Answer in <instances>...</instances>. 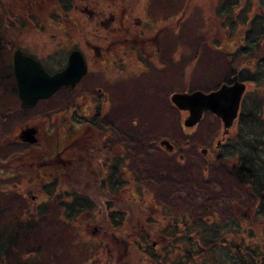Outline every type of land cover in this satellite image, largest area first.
I'll return each mask as SVG.
<instances>
[{"label": "rangeland", "instance_id": "1", "mask_svg": "<svg viewBox=\"0 0 264 264\" xmlns=\"http://www.w3.org/2000/svg\"><path fill=\"white\" fill-rule=\"evenodd\" d=\"M79 1V9L75 8L69 15L60 13L58 21L51 18L53 12L51 9L54 6L47 0L39 6L27 3L29 5L27 11L30 14L24 19L30 22L31 27L24 31L23 18L20 15L21 18L17 17L15 20L7 16L16 14L17 1L12 2L11 6L0 0V17L5 18L7 26L12 22L15 25L13 30L7 31L5 37L12 42L14 49L6 51L0 59V63L6 68L9 54L13 55L19 47L24 54L35 57L45 68H54L53 70L61 69L65 65L72 50L80 49L87 56L91 67L90 75L83 80L79 88L71 91L63 89L49 100L40 102L35 109L26 114L17 112L15 105L12 110H8L7 113L11 116L0 128V159L10 153L26 149L27 144L19 136L21 131L28 127L38 129L39 150L40 146L48 144L51 139L58 141L59 139L55 138L58 131L61 138L59 143L62 147L72 143L71 141L77 143L81 155L91 160L93 172L104 173L99 176L100 181L106 178L110 163L112 165L117 163L119 167L116 183L122 188L117 195L118 199L109 195L114 194L111 184L108 183V186L105 184L104 187L101 183L96 185L95 178L81 183L82 193L106 195L109 192L107 194L111 197L109 200L122 203V209L130 211L140 208L145 212L146 218H152L153 223H159L161 220L160 233L165 230L169 233L177 231L176 227L169 226L167 220L169 217L179 216L183 211L182 208L180 209L182 202L178 203L174 200L177 198L178 190L186 194L183 206L187 207L188 211H185L188 217L192 215L191 218L196 219L206 214L205 208L199 203V199L206 197L211 199L214 211L211 218L219 216L222 221L233 218V214L239 209L236 206L247 204L248 198L225 171L229 165L212 164V161L204 158L201 151L207 145L212 147L215 142L221 140L222 124L212 115L206 114L196 127L186 128L183 123L188 113L177 110L170 97L176 92L193 90L209 93L217 90V85L218 89L224 85L219 84L227 78V73L230 71L228 54H237L238 47L243 42L241 38L244 34L243 30L237 31L240 25L238 28L230 25L227 8L225 4H221V0H101V2L96 0L95 2L98 1L100 4H96L97 8L92 9L84 4L83 0ZM256 1L247 0L242 3L248 4L249 10L250 5ZM240 8L234 9L237 18L231 21L247 18L246 13L241 18ZM93 10L97 14H94L95 18H90L88 13ZM33 11L37 16H31ZM100 12L101 15L98 14ZM112 16L116 18L110 25L112 27L103 28L101 23L109 21ZM44 19L46 20L42 22ZM89 44L104 48L115 46L116 49L112 52L116 56L113 55V58L115 57L113 60L117 62L114 69L109 67L110 60L105 59V54L103 57H98L89 52ZM126 52L129 53L125 54ZM144 54L154 57L156 69H159L156 73L155 71L148 73L144 65L140 66L142 57L145 58ZM99 88L110 94L111 100L107 103L109 107L105 106L104 98L100 102L96 101L95 96ZM254 89L252 83L246 82L247 93L254 92ZM65 104L73 106L76 104L79 108L75 106L77 109L73 110L74 107L66 116L62 113L65 117L54 115L55 125H58L59 129L57 131L53 129L50 133L48 116L62 112ZM94 104L104 107L102 114L106 123L100 130L93 124L89 130L79 122V120L86 122L87 118L93 119L91 115L95 110ZM122 106L128 111L124 118L116 115ZM84 114L87 118L83 119L80 115ZM145 130L152 133L149 155L138 158L135 152L141 148L134 145L139 142H132L130 135L133 133L135 136L147 138ZM106 131H111L110 139L104 136L101 142L103 145L97 143L98 135H104ZM3 137L7 139L3 141ZM9 139L16 142V145H10ZM164 139L176 146L175 154L168 155L160 148L159 143ZM4 143L8 144L7 149L2 146L5 145ZM119 150L122 157L116 156ZM104 161L108 165L102 164ZM153 161L157 166L152 163ZM99 164L103 168H99ZM149 164L151 166H148ZM151 167L153 172H150ZM79 172L81 173L82 170ZM93 172L85 167L84 173L88 177L93 176ZM4 176H7V173L0 172V185L5 188V192L14 191L11 194L14 199L10 203V212L22 208L35 194L27 193L28 189L35 190L39 185L43 186L47 182V180L41 181L36 172H25L24 176L18 175L15 178ZM64 176H69V173ZM73 177L75 178L74 175ZM135 178L145 184V190L141 192L135 190L133 182ZM164 185L170 188L169 197L161 194ZM38 191L39 189L35 190ZM79 206L81 208H74L78 212L81 211L75 224L79 226L81 238H84L83 242L88 248L90 247L89 252H95L98 242L102 245L106 242L104 246L113 250L119 264H153L144 252L148 247L157 248V231L144 235L141 231L142 225L131 226L127 223L124 228L130 231L135 239H129V235H125L124 239L119 240V245L111 239L109 226L103 228L106 224L103 218L97 222L99 209L95 208V211L88 216L89 207L85 208L81 204ZM103 209L106 207H102L101 211ZM262 221L261 224L264 223L263 219ZM257 229L258 234L263 231L262 226ZM53 230H55L53 222L44 223L41 232L55 235ZM142 236L144 240L140 239ZM68 242L70 241L66 240V247L62 242L64 251L66 248L68 250ZM106 252L110 253L109 250ZM71 259H61L59 264H69ZM47 261L45 259L40 264Z\"/></svg>", "mask_w": 264, "mask_h": 264}, {"label": "trees", "instance_id": "2", "mask_svg": "<svg viewBox=\"0 0 264 264\" xmlns=\"http://www.w3.org/2000/svg\"><path fill=\"white\" fill-rule=\"evenodd\" d=\"M4 1L11 6L12 2L17 1L18 10H16V14L7 16L14 20L17 17H22L24 31L31 27L30 22L24 19L26 15L30 14L27 11L29 9L27 3L34 4V6L44 3V0ZM47 1L54 6L51 9L53 11L51 18L56 21L59 20L60 13L69 15L75 8L79 9L80 3L79 0ZM83 1L91 8L99 5L98 1L101 2V0L97 2H95L96 0ZM242 1L247 0H221V4H225L227 8L230 25L237 28L240 25L237 31L241 29L244 34L241 37L243 42L238 47L239 52L228 54L227 61L230 71L227 73V78L219 85L231 83L233 77L237 75L241 82H250L255 87L254 92H246L243 97L240 114L236 121L237 128L228 141L225 160L228 161L227 165H229L228 174L238 189L241 188L248 198L247 204L236 206L239 209L233 214V218L230 217L222 221L219 216L211 218L214 213L211 199L204 197L199 199V203L205 208L206 214L193 219L191 218L192 215L187 216V207L183 206L186 194L184 195V191L178 190L177 198L174 200L178 203L182 202L180 209L182 208L183 211L179 216L169 217L167 220L170 223L169 226L176 227L177 231L169 233L162 230L163 233H160L161 220L159 223H153L152 218H146L145 212L140 208L128 211V209L121 208L122 203L120 204L119 201L109 200L111 195L112 198L118 199L119 196L117 195L122 188L116 183L119 170L117 163L109 164L106 179L100 181L99 176L104 173L93 172L91 160L82 156L77 143L71 141L72 143L68 148V151L71 152V158L80 157V160L79 163L67 162V165L64 166L62 159L64 147L60 144L61 138L57 131L59 127L55 125L56 119H53V116L61 117L63 116L62 113H65V116L67 113H71L76 104L75 106L67 104L66 107L62 108V112L48 116L50 133L55 129L57 131L55 138L59 139L58 141L51 139L48 141L49 145L43 144L40 146V150L37 147L38 144H27L24 151L10 153L0 159V172L7 173L5 178L24 176L25 172H36L41 181L47 180L46 184L39 185L35 189H39L38 192H35L34 189H28L27 193L35 194L22 208L14 212H10V203L14 199L11 194L14 191L5 192V188L0 185V264H40L45 259L48 261L44 264H59L61 259L65 258H72L69 264H119L113 250L104 246L106 242L103 245L98 242V247L95 246V252H89L90 247L88 248V245L83 242L84 238H81L79 226L75 224L81 211L78 212L74 208H81L79 204L85 208L86 206L89 207L91 212L95 211V208L99 209V213L96 212L98 215L97 222L103 218L104 223H106L103 228L109 226L110 237L116 244H119V240L124 239L125 235H129V239L134 238L132 237L133 234L124 228L127 223L131 226L142 225L141 231L144 232V235H150L157 231V248L148 247L144 252L153 264H264V223L261 224L262 219L264 220V3H262L264 0L262 2L257 0L253 5H250L249 10V5L243 4ZM238 7H241V18L245 13L248 14L247 18L231 21V19L237 18L234 9ZM34 12L31 14L33 17L37 16ZM45 20L41 21L44 22ZM14 27L13 22L7 26L5 18L0 17V59L3 58L6 51L14 49L12 42L5 39L7 31L13 30ZM45 69L50 74L60 70L47 67ZM65 90L71 91V88H65ZM248 98L251 99L247 100ZM13 106L16 107L17 112L23 114L33 110H24L20 106L18 86L13 70V55L9 54L7 68L3 63H0V128L11 116L7 112L12 110ZM76 109L75 107L73 110ZM127 113L126 107L122 106L116 115L124 118ZM161 118L162 116H160ZM216 119L219 121L218 118ZM144 132L147 138L135 136L133 133L130 135L132 142H139V144L134 145L141 148L135 152L138 158H145L149 155L148 149H150L149 142L152 133L148 130ZM6 139L4 138L3 141ZM99 141L100 139H98ZM56 142L58 143L54 144ZM4 144L2 146L7 149L6 145L8 144ZM9 144L16 145V142L9 139ZM117 152L121 155L117 153L116 156L122 157L120 150ZM152 163L157 166L156 162L153 161ZM81 166L87 167L93 172V176L88 177L83 170L80 173L79 168ZM99 168H103V166L99 164ZM153 171L151 167L150 172ZM66 173H69V176L65 177L64 174ZM77 174L82 175L78 176ZM108 176L109 178H107ZM94 178L97 182L96 185L101 183L104 187L105 184L106 186L108 183L111 184L114 194H109L107 191L106 195H95L92 192L82 193L81 183ZM133 182L135 190L140 192L145 190V184L142 181L135 178ZM161 190L163 196L169 197L171 195L167 185H164ZM102 207H106L102 210L103 214ZM52 222L55 224V230H53L55 235L42 233V225ZM261 226L263 231L258 234L257 228ZM191 234L193 235L190 236ZM140 239L144 240L143 236ZM66 240L70 242L67 244L68 250L66 248L64 251L62 242L66 247ZM136 242L140 245L138 241ZM107 250L110 251L109 254L106 252Z\"/></svg>", "mask_w": 264, "mask_h": 264}, {"label": "water", "instance_id": "3", "mask_svg": "<svg viewBox=\"0 0 264 264\" xmlns=\"http://www.w3.org/2000/svg\"><path fill=\"white\" fill-rule=\"evenodd\" d=\"M13 70L20 106L24 110H31L39 102L52 98L63 87L70 86L75 89L87 74L88 66L81 51L73 50L66 68L50 74L39 60L25 55L18 48L13 54ZM245 92L246 84L235 75L230 85L224 84L209 93L200 90L176 92L172 95L171 102L177 110L188 113L184 121L185 127H196L208 113L217 117L227 132L235 125ZM37 135L36 127H28L19 137L23 142L35 145L39 142ZM160 145L166 150L173 149V144L166 139L162 140Z\"/></svg>", "mask_w": 264, "mask_h": 264}, {"label": "flooded vegetation", "instance_id": "4", "mask_svg": "<svg viewBox=\"0 0 264 264\" xmlns=\"http://www.w3.org/2000/svg\"><path fill=\"white\" fill-rule=\"evenodd\" d=\"M110 6V5H109ZM94 8H97V6L96 7H94ZM92 9V8H91ZM88 10V9H87ZM102 12V11H101ZM98 13V14H102V13ZM94 14H97L94 10L93 11H91V13L89 14L88 13V15H89V17L90 18H95V15ZM115 20H116V18L115 17H111L110 19H109V21H107V22H102L101 23V25H102V27L104 28H107V26H110L111 24H113L114 22H115ZM110 27H112V26H110ZM127 40H129V39H127ZM113 47V46H112ZM112 47H100V46H96V45H93V44H89V52H91V53H93V54H95L96 56H98V57H103V55L105 54V59L108 61V60H110V65H109V67H112L111 69H114V66H116V63H115V54H113L112 52H114L115 51V49H116V47L114 46L113 48ZM80 50V49H79ZM81 51V53L83 54V56H84V58H85V60H86V64H87V66H88V72H87V74L83 77V79L80 81V83L76 86V88L75 89H77V88H79L81 85H82V83H83V80L85 79V78H87L89 75H90V73H91V67H90V64H89V60H88V58H87V56L84 54V52L82 51V50H80ZM147 52V51H146ZM98 53H99V55H98ZM129 52H126L125 54H128ZM107 54V55H106ZM70 55V54H69ZM113 55L115 56L114 58H113ZM144 56H145V58H143L142 57V62H141V64H140V66H142V65H144L145 66V68H146V71L148 72V73H151V72H154L155 71V73L159 70V69H156L157 67H156V62L155 61H153V58L154 57H152V55L151 56H147L146 54H144ZM149 57H152L151 59L149 58ZM68 59H69V56H68V58H67V61H66V63H65V65L60 69V70H58V71H61V70H64L65 68H66V66H67V64H68ZM114 59V60H113ZM140 59H141V56H140ZM149 59V60H148ZM155 62V63H154ZM125 64V63H124ZM57 71V72H58ZM146 71H144L143 73L145 74L146 73ZM54 73H56V72H54ZM54 73H52V74H54ZM141 74V73H140ZM232 83V82H231ZM231 83H228L229 85L231 84ZM112 85V88H113V84H111ZM70 86H66V87H63L64 89L65 88H69ZM114 87H115V84H114ZM62 88V89H63ZM71 88V87H70ZM218 89V88H217ZM71 90H74V89H72L71 88ZM107 90H109V89H107ZM216 90V89H215ZM173 95V94H172ZM172 95H171V97H172ZM85 97H87V96H85ZM170 97V98H171ZM95 98H96V101L97 102H100L103 98V101H105V103H106V107H109V105H107V103H109L110 102V100H111V96H110V94L106 91V90H104V89H102V88H99L98 89V93L96 94V96H95ZM170 101H171V99H170ZM98 104V103H97ZM95 105V110H94V112H93V114L91 115L92 117L91 118H93V119H88L87 118V115H80V117L81 118H87L86 120V122L84 121V120H79V122L82 124V126H84L85 128H87V129H89V128H92V124L96 127V129L98 128L99 130H100V128H101V126L102 127H104L103 126V124H105L106 122L105 121H103V119H104V115L102 114V112H103V110H102V108H104V107H100V106H97L96 104H94ZM67 106V104H65V107ZM76 107H78L79 108V106H76ZM68 110H70V108H68ZM92 112V111H91ZM206 115V114H205ZM215 117V116H214ZM220 121V120H219ZM77 122V121H76ZM98 123H100L99 125H98ZM220 123L222 124V122L220 121ZM97 125V126H96ZM222 128H223V137L221 138V140H218L217 142H215V144L211 147V146H209V145H207L204 149H202L201 151H202V153H203V155L205 156L204 158H207L208 160H210V161H212L211 163L212 164H215V165H217V164H220V165H223V166H225V165H227V162L228 161H225L226 160V155H227V151H228V148H227V146L229 145L228 144V141H229V139L232 137V134H233V132L235 131V129L237 128V125H236V123H235V126H233L231 129H229V131H227L226 132V130L224 129V127H223V124H222ZM90 130V129H89ZM23 131V130H22ZM22 131H21V133H22ZM103 131V130H102ZM101 132V131H100ZM21 133H20V135H21ZM38 134H39V132H38ZM112 134H111V131L109 132V131H106L105 132V134L103 135H98V139H100V143L104 140L103 138H104V136H108V140L110 139V136H111ZM37 137H38V135H37ZM88 137V136H87ZM83 138V137H82ZM38 141H39V138H38ZM161 142V141H160ZM171 142V141H170ZM97 143H98V141H97ZM25 144H27V143H25ZM102 145H103V143H101ZM69 145H70V143L69 144H65L64 145V151H63V157H62V159H63V164H64V166H66L67 165V162H70V163H72V162H75V163H79V160H80V157L79 158H71V152H69L68 151V148H69ZM159 145H160V143H159ZM160 148L162 149V150H165L166 151V153L168 154V155H173V154H175L176 152H177V148H176V146H174L173 145V149L172 150H166L164 147H162L161 145H160ZM194 151H195V149H194ZM183 158V157H182ZM111 159L113 160V157H111ZM111 160V161H112ZM222 161V162H221ZM102 164H108L107 162H103ZM79 170H83V171H85V168L84 167H80L79 168ZM229 170V167H228V169H225V171L226 172H229L228 171ZM67 174V173H66ZM103 179H106V178H103ZM87 213H88V216H90L91 214H92V212L91 211H87ZM87 216V217H88Z\"/></svg>", "mask_w": 264, "mask_h": 264}]
</instances>
